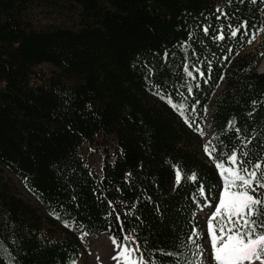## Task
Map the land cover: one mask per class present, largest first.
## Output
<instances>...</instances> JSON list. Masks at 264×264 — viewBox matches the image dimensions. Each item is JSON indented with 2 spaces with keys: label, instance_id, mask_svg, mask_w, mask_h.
Listing matches in <instances>:
<instances>
[{
  "label": "trees",
  "instance_id": "1",
  "mask_svg": "<svg viewBox=\"0 0 264 264\" xmlns=\"http://www.w3.org/2000/svg\"><path fill=\"white\" fill-rule=\"evenodd\" d=\"M16 1L0 0V261L72 264L80 257L74 232L108 237L110 230L122 239L123 228L142 244L147 241L148 249L155 250L156 264L161 260L169 264L172 257H162L160 250L173 251L174 242L186 241L191 234L189 221L197 211L191 194L203 182L218 199L214 186L221 181L212 160L201 156L199 135L150 90L143 65L154 66L152 80L179 102L177 88L187 95L181 88L184 57L202 61L206 74L211 60L213 70L207 74L211 79L207 84L200 81L193 98L201 102L198 109L208 106L205 128L210 138L222 133L235 117L245 134L259 137L252 146L259 152L258 145L264 144V74L256 70L264 57V33H258L251 44L239 38L215 42L211 36L229 19L233 26L243 19L264 27V3L71 0L81 10V27L35 31L23 27L13 15ZM218 7L229 19L216 20ZM203 24L212 25L207 37ZM189 32L198 39L190 41L187 49L180 47L189 40ZM228 46L233 48L231 54ZM166 50L167 63L162 59ZM222 55L228 56L223 64ZM42 65L55 70L52 76H36L35 69ZM32 78L38 84L31 85ZM252 100L261 103L249 117ZM96 134L111 137L114 143L98 174L79 154V148ZM234 135L233 131L222 138L231 146ZM172 165H182L189 174L196 170L199 180L193 184L182 178L181 185L175 186ZM4 170L20 179L51 218L61 223L57 235L43 232L46 226L14 195ZM126 172L133 174L131 183L124 182ZM101 176L106 177L102 182ZM109 200L121 213L122 225L114 215L106 218ZM120 201L128 206L139 201L135 214L124 216ZM53 208L60 211L61 219L50 214ZM64 220L76 226L65 228ZM195 226L200 243L199 217Z\"/></svg>",
  "mask_w": 264,
  "mask_h": 264
},
{
  "label": "snow or ice",
  "instance_id": "2",
  "mask_svg": "<svg viewBox=\"0 0 264 264\" xmlns=\"http://www.w3.org/2000/svg\"><path fill=\"white\" fill-rule=\"evenodd\" d=\"M240 3L246 0H239ZM252 4H256L258 0H248ZM264 3V0H259ZM231 4V0H227ZM216 20L220 21L222 17L229 19L224 9L218 7ZM207 19V17H205ZM204 36H209L211 24H203L200 26ZM251 29V31H249ZM258 33H264V27L249 25L248 21L241 19L237 26H233L231 20L224 25L223 23L215 29L211 39L215 42H223L229 38H239L240 40L251 44ZM198 39L192 32H189V40L183 42L180 47L189 48L190 41ZM200 43H203L201 40ZM227 52L231 54L233 48L228 46ZM170 53L166 50L162 59L165 63L168 62ZM191 55H197L192 52ZM213 55H215L213 53ZM220 63L228 60V56L222 55ZM202 61H192L185 56L183 59V73L185 76L184 83L181 88H186L184 92L176 89L179 102L172 95L165 91L163 85H156L152 80L155 74L154 66L145 63L143 66L147 69L145 79L148 81L150 90L161 101L165 102L183 121V123L200 137H206L205 131L208 106L203 105L202 109H198L201 104L198 98H194V89L198 90L201 87L200 81L204 84L209 83L210 74L213 70L211 60L207 61V74L201 67ZM224 79V73L220 74V80ZM175 87V86H173ZM261 102L252 100V111L248 113L251 117L256 112V106ZM91 108V105L88 106ZM202 113V114H201ZM234 131V143L229 146L222 137H229ZM246 130L238 126L236 118H232L227 122L222 133H213L211 138L207 139L203 144L204 154L212 160L220 177V184L215 185L216 194L212 192V188H208L203 182H200L199 187L191 194L192 203L195 204L197 211L192 213L193 219L189 221L192 224L191 234L187 236L186 241L174 242L173 251L164 252L160 250L161 256L172 257L169 264H264V144H259V152L253 151V145L256 144L259 137L255 133L245 134ZM224 148L220 150L217 146ZM218 154V155H217ZM226 157L227 163L224 158ZM175 175V186H180L182 178L195 184L199 180V173L192 170L191 174L182 165H172ZM93 175V173H89ZM133 174L126 172L124 182L131 183ZM106 177L101 176V182ZM120 189H117L119 191ZM95 194V193H94ZM198 194V195H197ZM99 195L104 196V191L100 190ZM77 198L72 196V200ZM146 199L151 201V197ZM137 202H133L130 206L126 202L120 201V204L125 207L124 216H133L137 209ZM63 208V205L59 206ZM110 212L106 213V218L115 216V221L118 224H123L121 213L117 210L113 201H108ZM156 211L161 212L160 207L156 206ZM56 219H61V213L56 208L50 212ZM203 216L207 221V240L210 241L211 253L210 259L205 256V247L197 243L200 233L195 224L197 217ZM140 220L139 216H135ZM65 228H73L75 223H70L68 220L63 221ZM83 227V226H81ZM123 233L122 239H118L117 235H112L109 230L108 241L109 255L117 262V264H156L155 250H149L147 241L143 244L136 235L127 232L121 228ZM136 229H132L135 233ZM86 235V233H82ZM6 241V238H5ZM182 249V250H181ZM112 251L115 255H112ZM147 253V256L145 255ZM151 257V260L148 259ZM0 264H3L0 261ZM15 264V261L12 262ZM72 264H76L72 261ZM160 264H164L161 260Z\"/></svg>",
  "mask_w": 264,
  "mask_h": 264
},
{
  "label": "rangeland",
  "instance_id": "3",
  "mask_svg": "<svg viewBox=\"0 0 264 264\" xmlns=\"http://www.w3.org/2000/svg\"><path fill=\"white\" fill-rule=\"evenodd\" d=\"M18 1V2H17ZM13 15L17 17L23 27L35 30L46 31L53 29H78L84 24L81 16L80 8L71 0H17ZM255 48V44L247 49L251 51ZM264 62L262 58L259 66ZM258 66V67H259ZM258 69V68H257ZM54 69L49 65H42L35 69L36 76L48 78L54 73ZM31 85L38 84L36 79L30 80ZM1 88V85H0ZM206 137H200V143L203 144L210 138V131L205 128ZM113 141L111 137H106L101 134H96L87 144H83L79 148V154L84 160L85 164L95 173L100 172L102 160L105 156L112 153ZM202 158H207L201 147ZM7 177V182L14 190V195L21 198L28 207L32 208L40 217L46 227L43 232L47 236L57 235L61 229L57 220L52 219L44 207L24 188L22 181L14 175L4 170ZM202 225L200 244L205 247V256L210 259L211 245L210 241L205 244L207 240V221L203 216H198ZM55 224V225H53ZM63 229V228H62ZM106 236V235H105ZM74 237L79 243L80 257L76 264H91L92 257L95 253V243L99 241L103 235L93 237L89 235H82V233L74 232ZM107 237V236H106ZM108 238V237H107ZM207 264V261H205ZM214 264V262H213Z\"/></svg>",
  "mask_w": 264,
  "mask_h": 264
},
{
  "label": "bare ground",
  "instance_id": "4",
  "mask_svg": "<svg viewBox=\"0 0 264 264\" xmlns=\"http://www.w3.org/2000/svg\"><path fill=\"white\" fill-rule=\"evenodd\" d=\"M260 69L264 70V62L260 66ZM109 245L110 241H108V238L103 235V237H101L94 245L95 253L92 257L91 264H117V262L111 258V255H109ZM112 255H115L114 251H112Z\"/></svg>",
  "mask_w": 264,
  "mask_h": 264
},
{
  "label": "water",
  "instance_id": "5",
  "mask_svg": "<svg viewBox=\"0 0 264 264\" xmlns=\"http://www.w3.org/2000/svg\"><path fill=\"white\" fill-rule=\"evenodd\" d=\"M257 68H258V69H257L256 71H257L258 74H264V70H261V69H260V66L257 67Z\"/></svg>",
  "mask_w": 264,
  "mask_h": 264
}]
</instances>
